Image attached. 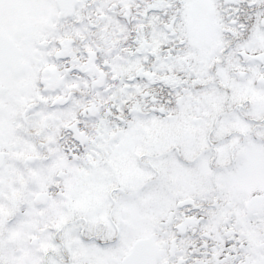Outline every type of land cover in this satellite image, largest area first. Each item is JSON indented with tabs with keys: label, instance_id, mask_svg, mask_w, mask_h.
I'll return each instance as SVG.
<instances>
[{
	"label": "snow or ice",
	"instance_id": "6c2138e0",
	"mask_svg": "<svg viewBox=\"0 0 264 264\" xmlns=\"http://www.w3.org/2000/svg\"><path fill=\"white\" fill-rule=\"evenodd\" d=\"M0 264H264V0H0Z\"/></svg>",
	"mask_w": 264,
	"mask_h": 264
}]
</instances>
